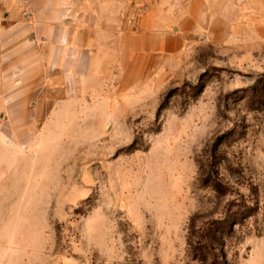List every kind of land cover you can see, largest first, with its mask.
<instances>
[{
	"label": "rangeland",
	"instance_id": "1",
	"mask_svg": "<svg viewBox=\"0 0 264 264\" xmlns=\"http://www.w3.org/2000/svg\"><path fill=\"white\" fill-rule=\"evenodd\" d=\"M207 1L114 68L161 0H0V264H264V0Z\"/></svg>",
	"mask_w": 264,
	"mask_h": 264
},
{
	"label": "crops",
	"instance_id": "2",
	"mask_svg": "<svg viewBox=\"0 0 264 264\" xmlns=\"http://www.w3.org/2000/svg\"><path fill=\"white\" fill-rule=\"evenodd\" d=\"M208 10L207 0H161L160 4L145 8L139 22L124 32L123 48L113 67L134 68L138 61L150 59L164 62L165 67L166 62L184 53L189 37L200 33ZM57 30L55 38L63 42L66 59L74 58L73 50L84 46L69 44L71 38L63 35L65 31ZM117 33L120 35V30ZM66 70L67 76L77 75L73 60Z\"/></svg>",
	"mask_w": 264,
	"mask_h": 264
}]
</instances>
